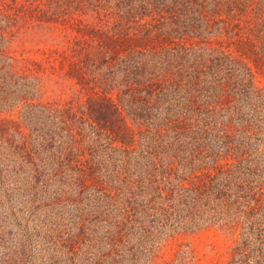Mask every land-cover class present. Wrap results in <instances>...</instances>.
I'll list each match as a JSON object with an SVG mask.
<instances>
[{"label": "trees", "instance_id": "trees-1", "mask_svg": "<svg viewBox=\"0 0 264 264\" xmlns=\"http://www.w3.org/2000/svg\"><path fill=\"white\" fill-rule=\"evenodd\" d=\"M127 1L168 30L63 49L85 101L41 99L0 26V195L47 216L5 264H155L208 224L235 235L224 264H264V0Z\"/></svg>", "mask_w": 264, "mask_h": 264}, {"label": "rangeland", "instance_id": "rangeland-1", "mask_svg": "<svg viewBox=\"0 0 264 264\" xmlns=\"http://www.w3.org/2000/svg\"><path fill=\"white\" fill-rule=\"evenodd\" d=\"M52 1L0 0V26L7 30L6 48L19 61L36 60L45 68L38 74L39 96L45 101L64 104L87 99L88 91L67 73L68 67L60 68L59 54L63 49L78 48L77 45L85 44L82 42L85 40L88 42L86 49L95 50L98 40L94 38L107 32L146 33L150 43V38L154 42L155 34L168 30V27L160 29V22L153 19L152 13L143 12L137 2L126 0L120 6L112 0L105 8L101 5L96 8L95 0ZM257 82L264 85V76L258 74ZM111 95L112 99L118 100L116 92ZM23 211L20 204H11L5 195H0V264L10 260L9 255L14 249L27 242L26 236L34 243L39 242L37 233L40 234L41 223L47 216L42 211L33 216ZM234 240L233 231L221 224L181 231L160 245L154 263L224 264L229 259V248Z\"/></svg>", "mask_w": 264, "mask_h": 264}]
</instances>
